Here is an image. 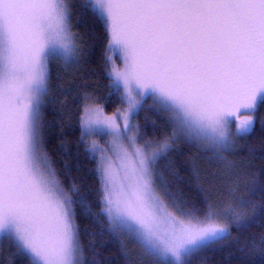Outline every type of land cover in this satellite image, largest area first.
Instances as JSON below:
<instances>
[{
    "label": "snow or ice",
    "instance_id": "snow-or-ice-1",
    "mask_svg": "<svg viewBox=\"0 0 264 264\" xmlns=\"http://www.w3.org/2000/svg\"><path fill=\"white\" fill-rule=\"evenodd\" d=\"M75 8L96 26L107 96L60 73L53 84L54 65L79 75L94 46L73 30ZM57 103L92 164V202L47 150ZM146 105L161 118L150 133L137 119ZM261 109L264 0H0V247L19 264H103L83 211L124 264H192L230 240L239 264H264V231L232 236L264 228ZM182 148L195 195L178 180ZM202 161L216 169L207 179Z\"/></svg>",
    "mask_w": 264,
    "mask_h": 264
},
{
    "label": "trees",
    "instance_id": "trees-1",
    "mask_svg": "<svg viewBox=\"0 0 264 264\" xmlns=\"http://www.w3.org/2000/svg\"><path fill=\"white\" fill-rule=\"evenodd\" d=\"M73 3L79 5L81 0H73ZM95 28L96 26L88 12L79 8L74 9L73 30L83 37L86 44H93L94 46L90 51L86 49L88 55L86 56L85 62H82L79 75L71 70L64 73L62 68L54 65L52 68L54 85L56 83L57 73H60L66 76L65 84L68 83L69 79L75 81L74 86L86 83V86L90 89L99 92V94L103 96H107V89L105 87L107 82L104 80L102 73H100L102 49L98 43L94 44L91 39ZM81 76H83V80H81ZM118 103V100L112 99L107 105L109 112H111ZM67 107L72 109L74 113L75 108L71 97L68 99ZM258 115H264V109H261ZM45 118L48 123V127L46 128L47 150L59 174L61 177H66L69 182L75 181L80 186L85 201L92 202V188L94 185V180L90 173L92 164L85 156L83 146L78 145L80 133L76 120H70L61 110L59 103L46 110ZM137 119L149 133L152 130L151 121L153 119L157 121L161 120L151 109L147 108V105L145 109L140 112ZM260 131L261 125L258 119L256 123V137L254 139L259 138ZM182 152L184 153L183 156L175 153L173 154L179 172L178 180L189 195H195L198 192L196 177L192 175L191 168L186 161L189 150L187 148H182ZM214 172H216L215 167L202 161L201 179L209 178ZM78 219L81 232L84 234L82 238L85 240L86 244L89 240V236L85 233V230H87V233L94 234V247L98 251V258L103 264H124V257L119 242L110 237L107 230L103 228L102 225L94 223L91 217L83 214V211ZM260 231H264V228H260L256 225L248 230H237L233 228L232 236L243 242L253 233L258 234ZM136 251H138V249ZM242 258L243 256L236 240H230L225 241L223 247L217 246L215 249L207 250L204 253L194 256L192 258V264H239ZM0 264H19V260L13 255L12 249L0 247Z\"/></svg>",
    "mask_w": 264,
    "mask_h": 264
}]
</instances>
